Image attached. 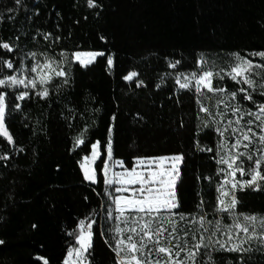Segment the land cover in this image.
<instances>
[{
  "label": "trees",
  "instance_id": "obj_1",
  "mask_svg": "<svg viewBox=\"0 0 264 264\" xmlns=\"http://www.w3.org/2000/svg\"><path fill=\"white\" fill-rule=\"evenodd\" d=\"M96 3L99 7L89 8L87 0H0V44L13 49L0 48V60L13 63L12 69L0 65V79L12 75L28 83L42 54L104 53L87 67L70 63L65 77L53 75L35 88L0 86V93H6L5 126L13 138L9 142L0 136V264H65L68 251L77 245L81 220L92 223L86 264H116L114 233L108 230L117 221L102 172L109 140L113 159L127 169L138 157L184 156L176 211L185 214L178 227L189 230L187 236L179 233L189 246L207 237V225L214 231L218 221L228 224L232 219L215 210L217 189L227 172L218 161L235 140L233 108L257 110L264 103V88L259 87L264 69H256L260 75L254 77L252 101L238 91L247 85L233 81L229 73L236 54L264 64V58L254 55L264 52V0ZM204 71L214 73V89L225 91L197 92L192 74L198 78ZM132 72L137 73L133 80L124 79ZM185 78L191 79L189 89L176 83ZM45 88L49 95H38ZM233 91L237 95L231 100ZM22 92L29 95L17 99ZM202 105L211 115L200 111ZM250 118L245 116L239 127ZM253 129L259 131L255 125ZM78 139L84 143L77 144ZM97 141L102 155L92 183L85 180L80 162ZM257 146L240 149L254 152ZM249 164L245 161L244 167ZM236 196V213L264 215V182L260 191L246 189ZM257 248L243 253V264H264V251ZM209 251L214 264H238L240 254ZM197 259L209 264L203 249Z\"/></svg>",
  "mask_w": 264,
  "mask_h": 264
},
{
  "label": "snow or ice",
  "instance_id": "obj_2",
  "mask_svg": "<svg viewBox=\"0 0 264 264\" xmlns=\"http://www.w3.org/2000/svg\"><path fill=\"white\" fill-rule=\"evenodd\" d=\"M18 4L20 0H15ZM89 8L99 7L96 0H87ZM0 48L8 51H13L8 43L0 44ZM34 55V54H32ZM104 53L86 52L75 53V59L84 67L92 64L97 56H103ZM264 58V52L255 53ZM109 66L113 65V60H107ZM178 63V62H177ZM0 65H5L8 69L13 68L11 61L0 60ZM175 67V65H172ZM39 73V83L41 85L52 80L53 74L56 77H65L66 73L63 69L57 70L53 67V62L48 61L43 64ZM264 69V64H253L251 60L240 57L236 54V62L231 67L229 75L233 81L240 85H247V87H240L239 92L245 93L244 100L252 101V93L257 88V82L254 79L260 73L256 69ZM32 72H37V68L30 69ZM137 76L136 72H132L125 76L126 80H133ZM214 73L212 71H204L198 78L196 74H192L195 80L196 91L202 93V89H207L208 92L220 91L225 89H214L212 84ZM222 78V77H221ZM191 79L185 78L186 82L181 83L179 79L176 83L182 89H189L192 87ZM66 82V81H65ZM23 85L25 88H35L37 81L35 79L29 80L25 83V79H18L16 76H8L5 79H0V86L17 87ZM259 87L264 88V84ZM29 94L22 92L17 97L19 100L25 99ZM42 97L49 95L45 88L38 93ZM236 91L230 93V98L235 99ZM264 96V91L260 92ZM6 93H0V136L6 137L9 142L12 141V136L9 134L5 126V112H6ZM223 103V101H218ZM19 107V105H16ZM257 111L243 110L236 106L233 108V115L238 118L235 123L238 127L232 129V135L235 136L231 147L227 149L228 155L221 157L219 164L227 166L226 177L222 184L218 186L219 196L217 197L218 208L215 209L220 213H229L234 218V223L227 226L228 230L224 233L227 237L224 241H211L205 243L204 237L201 236L199 241L192 243L185 239L184 236L179 235L181 231L185 236L189 235L188 229H180L178 227L179 221L174 217H179V220L185 219L184 213L174 212L173 210L180 207L176 195L177 182L180 179V164L184 161L182 154H175L170 156H160L153 158H135V166L130 170L125 169L123 173H114L111 177L108 175L109 167L105 163L102 167V172L105 176L104 183L108 186L113 184L119 185L114 189L118 193H130V195H119L114 198L116 211L123 217L125 212L131 214V219L125 217L122 223L128 224L126 228L113 226L108 231L114 233L111 239L114 241L113 251L117 256L116 264H199L197 259L201 254V249L208 257L209 264H214L212 261L211 251H226L230 253L240 254L238 264H243V253L251 252L252 244L255 242L260 247L257 251H264V215H247L243 213H236V208L240 201L236 196L237 191H245L251 189L252 191H260L261 183L264 182V172L261 167L264 166V103L256 105ZM200 111L211 115L209 108L201 106ZM251 117L243 127H239L244 117ZM232 120L228 121V126L231 127ZM253 125L259 131H254ZM228 129L226 128L225 131ZM224 133L221 132V135ZM84 141L78 139L77 144H83ZM253 145H258L253 151H240V148L251 149ZM232 149H236L235 153ZM203 150V149H202ZM211 151V149H208ZM112 143L109 140L106 144L107 158L112 159ZM255 153V154H254ZM100 142L92 144L91 156H85V163H81L80 167L83 169L85 180L96 183V170L94 165L101 157ZM3 158V157H0ZM245 161L250 162L249 167H244ZM103 163V162H102ZM115 163L123 166V161H116ZM153 165L155 167H153ZM170 165V166H169ZM139 169V170H138ZM224 172L225 169H220ZM239 173L240 179L237 178ZM248 176L249 179H242ZM138 186V187H137ZM203 202L199 207H202ZM110 215V213H109ZM138 217V218H137ZM147 217V219H145ZM119 219V217H118ZM94 223V221H93ZM196 223V221H193ZM200 226H204V217L201 215L199 220ZM79 235L76 236V243L79 247H74L68 251V259L65 264H86L88 256L86 253L92 247V223H85L84 220L79 222ZM217 229H219V221L217 222ZM207 230V229H206ZM127 233V235H125ZM191 238L196 239L195 233H192ZM3 241H0L2 244ZM215 244L219 247L216 248ZM245 245H248L245 247ZM75 257V259H73ZM44 264H48L45 260ZM231 264V262H229Z\"/></svg>",
  "mask_w": 264,
  "mask_h": 264
},
{
  "label": "rangeland",
  "instance_id": "obj_3",
  "mask_svg": "<svg viewBox=\"0 0 264 264\" xmlns=\"http://www.w3.org/2000/svg\"><path fill=\"white\" fill-rule=\"evenodd\" d=\"M77 53V52H76ZM81 53H86V52H81ZM98 53V52H97ZM235 59V57L233 58V60ZM236 60V59H235ZM248 60H250V59H248ZM48 61H52L53 62V67H57V65H58V67H57V70H60V69H63V71H64V69L70 64V63H73V62H78L76 59H75V53H73V54H62L60 57H50V56H48V55H44V54H42V56L39 58V59H37V61H36V63L34 64V67H36L37 68V72H33V77H32V79H35L38 83H39V73L41 72V71H46V70H44V69H42V67H39V66H42L43 64H45V63H47ZM253 62V61H252ZM254 63V62H253ZM233 64H235V61H233ZM232 63H231V65L232 66H234ZM54 75V74H53ZM18 78V77H17ZM18 79H24V78H18ZM213 79H214V76H213ZM213 79H212V84H213ZM202 90H207L206 88L205 89H202ZM228 97L230 98V95H228ZM219 98V97H218ZM231 99V98H230ZM229 99V100H230ZM232 100V99H231ZM227 107V106H226ZM252 111H257V110H252ZM238 118V117H237ZM96 143V142H95ZM235 151H236V149H233L232 150V152L233 153H235ZM240 151H242L241 149H240ZM91 153H92V149H91V152H90V154L88 155V157H90L91 156ZM228 155V152H227V154H226V156ZM225 156V157H226ZM99 159H97V161H98ZM97 161H96V163H97ZM116 161H120V160H114L113 159V157H112V159L111 160H109L108 158H107V161H106V164L108 165V167H109V172H108V175L111 177L114 173H117V172H119V173H123L124 171H125V169H127L125 166H124V164H123V166H121L120 164H117V163H115ZM81 163H85V161H84V157L82 158V160H81V162H80V165H81ZM96 163L94 164V165H92V167H94L95 168V165H96ZM170 166V165H169ZM153 167H155L154 165H153ZM179 167H181V164H180V166ZM227 167V166H226ZM83 170V169H82ZM96 170V169H95ZM128 170H130V169H128ZM139 170V169H138ZM227 178V177H226ZM96 179H97V175H96ZM88 182H90V181H88ZM109 187V189H110V193L112 194L111 195V199L114 201V198L116 197V196H119V195H130V193H118V192H115L114 191V189L116 188V187H119V185H116V184H113V185H111V186H108ZM138 187V186H137ZM114 203V202H113ZM114 212H115V218H116V221L117 222H115V224H116V226H119V227H121V224H122V220L125 218V217H127V218H129V219H131V214L130 213H128V212H125L124 213V216L123 217H121L120 216V213L118 212V211H116V206H115V204H114ZM174 212H178V211H176V209L175 210H173ZM178 213H180V212H178ZM227 216H229V215H227ZM118 217H119V219H118ZM138 218V217H137ZM230 218H232L231 220H230V222L228 223V224H226V223H222V222H220L219 223V229H216V230H214V231H211V229L209 228V225H207V227H205L207 230V237L206 238H204L205 239V243H209V237L211 238V241H217V240H220V241H224V240H226L227 239V237L224 235V233L228 230V228H227V226H229V225H231V224H233L234 223V218H233V216L232 217H230ZM145 219H147V217H145ZM174 219H176V220H178V221H181V220H179V217L177 216V217H174ZM126 227H128V226H124L123 228H126ZM125 234H127V233H125ZM215 246H219L218 244H215ZM248 245H245V247H247ZM75 247H79V245L77 244ZM255 247H260L258 244H256L255 242H253V244H252V248H255ZM74 248V247H73ZM73 248H71L70 250H72ZM69 250V251H70ZM68 259V256H67V258H66V260ZM73 259H75V257H73Z\"/></svg>",
  "mask_w": 264,
  "mask_h": 264
}]
</instances>
